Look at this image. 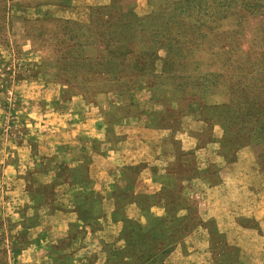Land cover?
Instances as JSON below:
<instances>
[{
    "label": "rangeland",
    "instance_id": "1",
    "mask_svg": "<svg viewBox=\"0 0 264 264\" xmlns=\"http://www.w3.org/2000/svg\"><path fill=\"white\" fill-rule=\"evenodd\" d=\"M164 1L115 0L113 5L125 15L150 17L154 2L162 6ZM253 1V13L245 12L239 23L232 6L225 11L218 8L211 30L204 32L201 27L192 38L191 31L178 34L179 41H188L185 49L180 47V56L163 61L165 51L158 49V57L146 62L145 77L134 74L128 82L127 75L120 80L127 86L115 82L107 89L96 87L95 82H86L85 88L74 86L65 77L73 72L61 74L60 56L65 52L64 21L85 29L93 24V19L88 22L92 10L109 0H82L78 6L64 0H0V148L10 149L16 141L29 147L20 155L22 169L37 152L34 137L39 133L30 129L29 116L38 123L43 119L38 111L53 112L55 116L47 118L58 123V112L82 105L91 110L98 107L108 127L122 120L160 127L168 150H173L172 158L157 152L151 161L156 174L166 178L156 200L164 204L167 215L144 234L135 222L123 220L116 240L100 244L104 264H176L182 256L169 253L184 244L190 232L209 235L196 250L198 259L204 258L200 253L204 249L217 264H232L236 244L220 229V217L233 222L228 225L231 233L234 222L245 229L234 233L237 239L257 230L251 214L257 193L264 188V0ZM51 6L66 9V17L52 15ZM124 19L128 21L127 15ZM182 20L187 29L190 25L185 17ZM187 20L193 22L191 16ZM119 28L129 35L138 26ZM85 53L93 57L96 51ZM80 74L74 73L77 79ZM136 82L139 85H132ZM194 120L199 122L196 129L186 124ZM216 125L221 129L219 138L212 136ZM7 176L11 177L0 172V264H30L28 255L18 252L27 245L25 223L14 219L17 195L11 192L15 186ZM70 236L52 245L66 247ZM194 241H200V236Z\"/></svg>",
    "mask_w": 264,
    "mask_h": 264
},
{
    "label": "crops",
    "instance_id": "2",
    "mask_svg": "<svg viewBox=\"0 0 264 264\" xmlns=\"http://www.w3.org/2000/svg\"><path fill=\"white\" fill-rule=\"evenodd\" d=\"M64 2L82 4V0ZM65 12L60 6L50 8L54 16L66 17ZM95 110L82 105L58 112V123L47 118L54 117L53 112L38 111L43 117L38 123L29 116L30 129L39 134L34 137L37 152L27 168L22 169L19 162L23 149L29 151V147L16 141L10 149L0 148V172L11 175L6 178L11 179L15 186L11 192L17 195L14 219L25 223L27 245L18 252L28 255L30 264H62V260L104 264L105 251L100 244L116 240L123 220L149 230L154 221L167 215L164 204L156 200L166 178L157 175L151 163L157 152L173 157V150L169 151L162 139V129L130 120L108 127L98 107ZM188 123L193 129L199 125L195 120ZM212 136H221L219 126L212 127ZM40 187L42 193L38 192ZM251 221L258 224L257 230L240 240L234 233L244 228L234 222L236 228L231 233L228 225L233 222L220 217V229L236 244L232 264H264V188L257 193ZM72 231L75 237L70 236ZM65 236H70L69 245H52ZM198 236L200 241L195 242ZM184 237V244L169 253L182 256L176 264H217L204 249L200 250L203 259L196 256L197 248L209 240L207 233L190 232Z\"/></svg>",
    "mask_w": 264,
    "mask_h": 264
},
{
    "label": "trees",
    "instance_id": "3",
    "mask_svg": "<svg viewBox=\"0 0 264 264\" xmlns=\"http://www.w3.org/2000/svg\"><path fill=\"white\" fill-rule=\"evenodd\" d=\"M114 3L115 0H109L108 4L94 8L88 16V22L93 19V24L88 23L85 29H82L81 25L67 21H64L61 27L65 36V52L60 56V64L63 66L61 74L73 72L71 76L69 74L65 77L72 79L77 88L87 87L86 82H91L92 85L95 82L94 85L98 88L110 89L115 82L122 85L120 80L127 75H129L126 79L128 82L133 81L134 78L131 81L130 78L134 74L145 77L146 62L153 56L158 57L156 53L158 49L165 51L163 61L165 58L175 59L176 55L180 56L178 54L180 47L185 49L188 41L185 43L179 41L178 34L191 31L189 35L192 38L200 32L197 29L201 27L204 28V32L211 30L215 15L221 11L218 8L225 11L228 6H232L233 14L239 23L245 12L253 13L255 2L253 0H165L162 6L159 2H154L156 8L152 9L150 17L138 16L132 12L127 13L128 21L124 19L125 14L116 12L117 8L114 7ZM190 16L193 22L187 20ZM184 17L187 25H190L187 29L182 27L181 21H184L182 20ZM169 24L171 27H166ZM124 25L128 27L136 25L138 28L132 29L131 33L126 35L119 28ZM190 27L191 30H189ZM200 34L202 36L203 33ZM75 38L82 40L71 42ZM60 42L62 43L63 40L60 39ZM90 49L96 51L93 57L86 53L83 54L85 50ZM129 68L131 72L127 73ZM77 72H81L79 79L74 75ZM76 81H83V84L79 85ZM132 85L136 86L139 83H132ZM125 86L127 85L123 87ZM137 229L141 234L147 232V230H141L139 226Z\"/></svg>",
    "mask_w": 264,
    "mask_h": 264
}]
</instances>
